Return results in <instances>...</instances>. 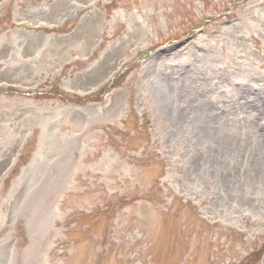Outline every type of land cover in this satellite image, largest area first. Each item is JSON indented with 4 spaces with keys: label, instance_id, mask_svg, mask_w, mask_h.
<instances>
[{
    "label": "rangeland",
    "instance_id": "rangeland-1",
    "mask_svg": "<svg viewBox=\"0 0 264 264\" xmlns=\"http://www.w3.org/2000/svg\"><path fill=\"white\" fill-rule=\"evenodd\" d=\"M258 96L264 0H0V264H264Z\"/></svg>",
    "mask_w": 264,
    "mask_h": 264
},
{
    "label": "bare ground",
    "instance_id": "bare-ground-1",
    "mask_svg": "<svg viewBox=\"0 0 264 264\" xmlns=\"http://www.w3.org/2000/svg\"><path fill=\"white\" fill-rule=\"evenodd\" d=\"M195 56V55H194ZM206 58H207V56L205 55V53H204V55H203V52H200V53H198V55H196L195 56V58H194V62H195V64H197L196 66H198V68L200 67V66H202V67H204L205 66V62H206ZM211 64V63H210ZM200 65V66H199ZM181 91H183V90H181ZM181 94H182V92H180ZM259 97V96H258ZM260 98V97H259ZM245 108L246 109H252L253 111V114H256V115H258V116H264V96H262V98H260V101L259 102H256V103H254V102H252V101H250V100H248V102H246L245 103ZM251 112V113H252ZM256 116L254 115V118H255ZM256 120H258L259 121V118H257ZM264 142H262V144H263ZM231 146H233V147H236L237 146V144H236V142L235 141H233V143H231L230 144ZM243 152L245 153V154H247L246 153V151H244L243 150ZM252 154V153H251ZM251 154H248L247 156H255V154L254 155H251ZM263 158H264V155H261Z\"/></svg>",
    "mask_w": 264,
    "mask_h": 264
}]
</instances>
